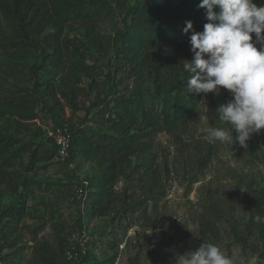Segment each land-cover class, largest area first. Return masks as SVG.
Wrapping results in <instances>:
<instances>
[{"label":"rangeland","instance_id":"obj_1","mask_svg":"<svg viewBox=\"0 0 264 264\" xmlns=\"http://www.w3.org/2000/svg\"><path fill=\"white\" fill-rule=\"evenodd\" d=\"M119 24L116 17L65 30V39L80 49L84 47L79 60L96 66L97 87L92 90L84 74H74L67 67L42 69L38 51L0 52V134L51 147L57 130L72 134L79 125L91 126L95 100L134 91L137 84L129 66H121L122 72L113 67L116 61L111 44ZM5 26L0 19V40L8 34ZM38 38L42 37H30ZM192 55L188 41L176 52H155L143 91L158 92L155 77L164 78L166 86L184 82L190 73L184 71L183 60H191ZM18 65H24L25 75L14 70ZM36 79L44 86L25 103L27 99L19 96L26 90L32 92ZM47 83L53 85L61 100L62 112H57L52 97L47 95ZM20 89L24 92L17 94ZM70 92L77 111H72L62 97ZM231 98L223 88L219 94L202 93L195 115L187 124L161 130L149 151L130 157L115 187L116 206L104 218H91L88 213L86 196L94 191L100 173L93 163L76 157L67 164L56 157L26 173L22 168L7 170L0 159V215L24 204L17 246L24 249L25 260L30 258L34 244L30 231L44 226L35 241L45 239L56 246V236H60L65 251L81 236L86 238L85 264H177L179 255L195 250L203 242L217 245L234 261L243 256L247 264H264V223L244 219L245 215H256L246 191L264 187V171L260 168L264 165V129L251 135L247 149L238 142L231 145L213 140L208 134L209 128L230 129L220 121L216 110ZM21 116L34 117L24 120ZM232 134L235 136L234 131ZM143 163L151 170L137 174L136 166ZM5 171L12 175L10 183L1 175ZM79 187L82 194L76 193ZM132 205H139L141 211L127 214ZM112 233L116 236L113 243ZM8 252L4 250L3 255Z\"/></svg>","mask_w":264,"mask_h":264},{"label":"trees","instance_id":"obj_2","mask_svg":"<svg viewBox=\"0 0 264 264\" xmlns=\"http://www.w3.org/2000/svg\"><path fill=\"white\" fill-rule=\"evenodd\" d=\"M111 2L113 6L108 0H0V19L8 29L5 39L0 40V52L26 54L38 51L42 69L67 67L74 74H84L91 81V90L97 87L94 79L97 76L96 66L79 60L84 47L80 49L65 39V30L119 17L120 24L111 44L112 57L116 61L113 67L116 72H122L120 67L128 65L137 88L126 96H105L95 100L91 105L96 109L89 120L91 126L79 125L72 134L69 133L70 149L65 159L68 164L74 158L81 157L96 165L100 171L95 179L94 191L86 196L91 218L107 217L114 210L117 203L115 187L130 157L149 151L161 130L187 124L195 115L202 94L187 93V78L184 82L166 86L164 78L155 77L159 88L157 93L143 91L142 88L146 75L151 74L148 73L152 65L151 56L158 51L176 52L188 41V36L182 31L186 26L185 21L191 20L196 31L203 30V25L208 21L205 19V9L198 7L201 0ZM253 2L259 5L262 0ZM33 34L42 38L31 40ZM14 70L25 75L24 65L14 66ZM43 86L36 79L32 92L26 90L27 93L19 97H25V103L31 101L36 89ZM46 89L57 112H62L61 100L56 96L53 85H46ZM18 91L20 93L17 94L24 92L21 89ZM62 97L72 111L78 110L73 92ZM21 117L31 120L34 116ZM103 128L106 131L96 130ZM56 156L54 144L43 148L40 144L5 138L0 134L1 166L7 170L22 168L30 173L39 163L50 162ZM150 170L147 163L136 166L137 174H146ZM1 175L9 183L13 180L9 171L1 172ZM246 192L248 204L256 214L264 216V187L255 190L249 188ZM23 205L16 210L9 208L0 215L1 264H61L66 246L60 236H56V246L45 239L35 241L44 226L30 231L34 244L30 258L25 260L24 249L17 246V232L25 214ZM140 209L139 205H132L126 213L133 214ZM115 237L112 233V243ZM113 247L114 244L109 248ZM6 249L9 252L3 255Z\"/></svg>","mask_w":264,"mask_h":264},{"label":"clouds","instance_id":"obj_3","mask_svg":"<svg viewBox=\"0 0 264 264\" xmlns=\"http://www.w3.org/2000/svg\"><path fill=\"white\" fill-rule=\"evenodd\" d=\"M198 7L205 9L208 21L203 30L196 31L191 20L182 29L193 54L191 60H183L184 71L190 73L187 93L228 90L232 98L216 111L230 129L209 128L208 134L247 149L251 135L264 129V0L259 5L253 0H201ZM260 168L264 171V165ZM244 219L264 223L259 214ZM177 264H247V260L241 256L234 261L217 245L203 242L179 255Z\"/></svg>","mask_w":264,"mask_h":264},{"label":"built area","instance_id":"obj_4","mask_svg":"<svg viewBox=\"0 0 264 264\" xmlns=\"http://www.w3.org/2000/svg\"><path fill=\"white\" fill-rule=\"evenodd\" d=\"M52 138L57 150L56 157L65 160L70 149L71 136L69 132L67 130H57ZM76 193L82 194V187L77 188ZM86 258H88V242L86 238L81 236L74 246L65 251L61 264H85Z\"/></svg>","mask_w":264,"mask_h":264}]
</instances>
